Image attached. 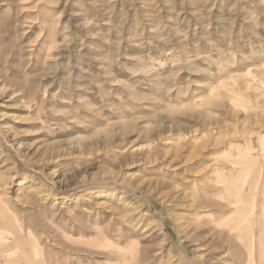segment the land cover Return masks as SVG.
Wrapping results in <instances>:
<instances>
[{"label": "rangeland", "instance_id": "obj_1", "mask_svg": "<svg viewBox=\"0 0 264 264\" xmlns=\"http://www.w3.org/2000/svg\"><path fill=\"white\" fill-rule=\"evenodd\" d=\"M0 264H264V0H0Z\"/></svg>", "mask_w": 264, "mask_h": 264}, {"label": "bare ground", "instance_id": "obj_2", "mask_svg": "<svg viewBox=\"0 0 264 264\" xmlns=\"http://www.w3.org/2000/svg\"><path fill=\"white\" fill-rule=\"evenodd\" d=\"M236 190H239L238 188L236 189ZM253 193V192H252ZM238 194H241V192H239ZM179 246V245H178ZM192 247V245L191 244H189L188 246H187V249L188 248H191ZM183 248V247H182ZM185 250V249H184ZM184 252V251H183ZM8 261H9V258H8Z\"/></svg>", "mask_w": 264, "mask_h": 264}]
</instances>
